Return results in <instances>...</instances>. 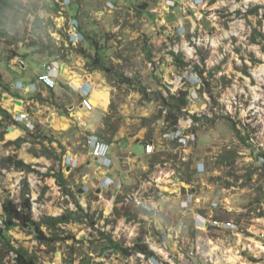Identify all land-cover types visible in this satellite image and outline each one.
Wrapping results in <instances>:
<instances>
[{
	"label": "rangeland",
	"instance_id": "rangeland-1",
	"mask_svg": "<svg viewBox=\"0 0 264 264\" xmlns=\"http://www.w3.org/2000/svg\"><path fill=\"white\" fill-rule=\"evenodd\" d=\"M9 1L12 6L4 9L1 14L0 31L22 41L15 45L0 37V82L3 85L10 79L9 67H18L17 61L10 64L8 57L11 53L27 48L35 57L46 59L49 58L48 52L52 50L51 45L55 44L61 47L59 53L65 54L66 59H71L76 62L77 67H83L87 73H92L96 70H91L93 66L90 60L74 50L88 48L93 55H100L102 63L110 70L97 71L106 78L107 86H110L112 113L116 117L111 120L110 126H106L108 134L121 122V110H130L132 106L135 107V113L130 115L134 118H139L141 107L153 110L149 118L141 121L142 125L150 126L161 115L160 120H164L162 131L170 129L165 120L168 107L160 97L166 99L169 93L186 91L188 98L192 92H197L200 97L196 105H189L188 102L191 114H196L197 111L201 114L199 125L193 129L197 133V140L192 145L193 148L188 150L189 160L186 163L182 164L177 155H174V163L180 162L176 174L187 180L192 178L196 187L202 178L207 180L208 177H214L212 181L215 184L230 187L233 192L240 193L244 201L250 200L251 197L247 196L251 194L262 195L264 190L258 176V164L250 158L249 138L253 133V126L246 123L248 132H242L236 128L233 117L240 113L236 97L247 108L251 95H256L259 98L257 106L264 111V104L260 103L264 102V71L258 76L254 74L255 70L264 66V0H205L196 5L183 1L175 7L162 5L164 1L160 4L156 1H130L117 3L112 7L105 3L107 0H103L102 4L94 1ZM73 20L78 21L79 31L84 33L85 38L93 39L96 48H90L85 39L72 45L70 24ZM45 45L49 47L43 49ZM40 50L44 54L39 53ZM170 51L179 54L189 65L176 66ZM121 74L131 81H120L118 75ZM143 88L146 90L144 95L140 92ZM98 93L93 94V101L97 103L98 100L105 105L109 99L108 94L102 91ZM4 94L10 96L9 93ZM54 95L51 97L49 92L43 94L45 100L51 99L56 103V96L61 95L59 87ZM169 103L172 101L169 100ZM2 104L11 106L7 110L10 113L16 107L10 101L1 100L0 106ZM201 111L209 113V117L202 115ZM42 117V123H39L38 118L34 119L36 130L26 127L27 130L22 135L25 141L19 148L9 144L16 136L9 134L8 127H13L15 123L8 119L2 121L0 126V135L3 134V138H0V225L2 226L1 201L9 197L19 202L23 195L29 197L35 220L45 215L58 216L68 210L74 211L76 203L90 218L83 217L80 221L60 226L58 232L63 236L72 234L74 240L51 246L39 244L33 235L19 228L12 229L6 234L14 246L24 247L41 264H67L64 260H71L73 264H87L89 258V264H212L203 257L202 252L195 253L192 250L191 243L200 238L202 232L192 229V224L186 221L184 215L174 213L171 209L165 214L155 215L164 229L163 233H157L159 230L154 226L145 225L140 214L142 212L138 209L142 206L138 203L130 200L114 202L111 199L109 203L106 201L109 199L107 194L100 200L92 196V193L85 201L79 198L83 173L79 174L78 182H75L73 175L70 176L66 189L45 178L44 174L51 169L57 171L59 166L53 150H50L51 146L44 140L49 135L52 137V134L51 129L46 127L45 113ZM250 117H254V122L258 115L247 116ZM181 118L182 115L179 119ZM1 119L0 115V121ZM130 125L131 122L128 126ZM80 135L79 149L83 145L90 148L88 135ZM105 139L108 143L114 142L113 137ZM45 145L48 155L34 157L33 152L42 153ZM8 156L30 164L34 172L14 168L6 161ZM196 156L207 160L208 174L190 173L192 158ZM110 204L112 211L107 215L103 208L107 205L110 210ZM149 211L153 213L152 210ZM144 214L147 215V212H143ZM148 216L153 218L150 213ZM246 217L239 219L241 222L238 228L243 235L248 234L246 229L250 226L249 223L246 224L249 219ZM233 219H237V216ZM91 220L94 222L93 227L89 225ZM165 226L178 229L180 241L177 246L168 244ZM43 229L49 233L45 227ZM209 234L220 235L214 229ZM109 236L123 247H134L138 241L147 244L151 251L146 237H157V242H161L167 255L159 258L156 256L154 260L135 250L126 255L108 252L107 249L103 252L102 248L107 246ZM164 240L167 243L163 244ZM199 242L204 251L202 240ZM0 264H14L9 254H5L1 248Z\"/></svg>",
	"mask_w": 264,
	"mask_h": 264
},
{
	"label": "crops",
	"instance_id": "crops-1",
	"mask_svg": "<svg viewBox=\"0 0 264 264\" xmlns=\"http://www.w3.org/2000/svg\"><path fill=\"white\" fill-rule=\"evenodd\" d=\"M61 1H66L67 3L73 1H94L102 4L103 0ZM112 1L107 0L105 3L112 7L113 5L116 6L117 3L123 4L130 1H132L131 3L136 1H156L159 4L164 1L162 5L175 7V5L171 4V0ZM183 1L185 0H175L177 5H181ZM14 53L18 54H15L9 61H11V65L17 61L18 67L15 65L8 69L11 75L8 82L4 84L8 88L4 93H9L10 96L8 100L3 99V97L2 100L12 102L14 99H19L22 101V105L19 107L15 105L16 107L12 109L11 113L8 111L16 121L13 127H8L9 134L15 135L16 139L23 138L22 135L26 132V127L36 130L34 119L38 118L39 123H42V114L45 113L46 127L49 130L51 129L52 137L49 135V137L47 136L48 139L44 138V140L48 142V146H51V149H48L53 150L55 161L59 166L57 171L51 169L49 173L52 175L61 172L67 183L66 187L69 186L68 180L70 176L73 175L76 179L75 182H78L79 174L83 173L81 178L83 186L79 198H83V201H85L87 197H91L90 194L92 193V196L98 197L100 200L107 194L109 199L107 198L106 201L109 203L112 198H114V202L117 200H122V202L130 200L133 203H138L144 208L138 207L140 212H142L140 214L142 219L145 220V225L148 227L154 226L156 230H159L157 233H163L164 229L163 225L155 219V215L165 214L169 209L174 213H180L186 217V221L189 224H192V229L202 232V236L191 243L192 250L197 243L200 244L199 240H202L204 247L203 256L207 254L222 256V258H225L224 264H236L235 262L238 260L229 251L230 249L238 245L248 246L253 249L259 245L256 241H251L243 235H238V232L222 231L210 225L206 229L201 226L198 227L197 224L199 223L195 219L200 216L203 219L234 222L239 225L241 222V220L239 222L240 217L242 219V217L246 216L239 214L237 210L243 207H252L259 203L263 193L259 196L255 195L256 193L251 194V196H247L251 197L250 200L244 201L240 193L233 192L230 187L215 184L212 181L214 177H208L207 180L202 178L201 183L196 187L192 178L187 180L176 174L180 162L175 164L173 159L176 154L182 164L186 163L189 160L190 151L188 152V150L192 149V145L195 143L189 146H180L176 142L171 141L168 136L169 129L166 128V130L162 131L161 126H163L164 120L161 121L160 118H155L156 120L150 124L151 127L147 124L142 125L141 121L149 118L153 110L141 107V111L138 113L139 118H134L130 115L135 113L134 106L127 111L126 109L121 110V122L117 128H113L112 133L108 134L106 126H110L112 124L111 120L116 117L112 113L110 86H107L106 78L102 74L97 73V71L87 73L83 67H77L76 62H72L71 59L61 60L62 64L59 75L56 78V87L48 89L39 82L38 76L45 72V64L57 59L59 56L48 55L49 58L46 59L41 56L35 57L27 48ZM39 53L44 54L41 51ZM58 87L61 95L56 96V103L51 101V99L45 100L43 94L49 92L51 97L55 96L54 94H56ZM98 91L108 94L109 99L105 105L100 104L98 100H96L97 103L93 101V94H99ZM4 93L3 96L6 95ZM84 94H88L93 102L95 107L93 111L88 112L81 107L80 98ZM1 106L5 110H10L6 108L9 105L4 106L2 104ZM107 116L111 118L107 120ZM130 122L131 125L128 126ZM84 123H87L86 127L83 126ZM80 134L88 135V142L91 135H95L100 139L103 138V141L106 140V137H113L114 142L109 143L111 146L109 153L110 166H103L94 159L90 155V148H86V145L79 149ZM147 144L153 146V152H146L145 146ZM43 149H47V146L45 145ZM250 152V158L258 164L255 151L252 150ZM40 155L44 154L39 153ZM34 157L36 156L34 155ZM67 157L72 158L76 164L75 162L68 164ZM199 163H204V172H199L201 170V166H198ZM206 164L208 163L205 158L200 156L193 157L189 171L198 175L208 174L209 170ZM48 179L57 185L54 178ZM184 202L188 203V207L184 208L181 206ZM213 204L217 205L216 208L212 207ZM147 208L152 210L154 214ZM109 209L107 205L103 208L107 215L112 211L111 204ZM143 212H147V215H143ZM148 213L154 219L150 218ZM225 216L228 218H224ZM235 216H237V219H233ZM248 223L251 224L249 221L246 224ZM251 225H253L251 228L253 232H257L261 227L260 222H255ZM165 228L168 231L166 234L168 236V244L177 246L180 241L177 235L178 229L168 226H165ZM212 229L216 230L220 235L211 236L209 233ZM249 234L248 232L247 235ZM146 239L158 258L159 256L167 255L161 242H157V237L150 236L146 237ZM165 243L167 242L164 240L163 244Z\"/></svg>",
	"mask_w": 264,
	"mask_h": 264
},
{
	"label": "trees",
	"instance_id": "trees-1",
	"mask_svg": "<svg viewBox=\"0 0 264 264\" xmlns=\"http://www.w3.org/2000/svg\"><path fill=\"white\" fill-rule=\"evenodd\" d=\"M12 6V2L9 0H0V17L4 9L10 8ZM84 36V35H83ZM0 37L5 38L7 42L10 44L17 45L19 42L22 41V39L17 38L16 36H11L10 34L6 32L0 31ZM85 41L89 43L90 48H96L93 39L91 38H85ZM49 46L42 47L43 49H46ZM52 50L48 52V55L54 56L58 55L61 59H66L65 54H60L59 50L61 47H57L55 44L51 45ZM75 52L81 54L83 57H85L87 60H90V63L92 64L91 70L96 71H107L110 72L108 67H106L102 63V57L100 55H93L90 51L83 48H76L74 49ZM41 51V50H40ZM43 52V51H41ZM170 55L173 58V62L176 66H187L189 65L187 62H184L180 57L179 54L174 53L173 51L169 52ZM15 54L18 53H11L8 58H12L15 56ZM256 61V60H254ZM195 69L199 68L197 66H194ZM201 73V70H199ZM118 78L120 81H126L130 82V78L124 75H118ZM0 101L2 100L3 93L8 89L6 85H3L2 82H0ZM140 92L144 95L146 93V90L140 89ZM186 91H180L177 94H168L167 98L160 97L162 102L168 107L167 115L165 116V120L168 122L169 127H174L178 123L179 117L182 115H187L189 112L187 111V103L188 100L186 98ZM169 100L172 101V103H169ZM161 114V113H160ZM0 115L2 116V119L0 121V126L2 125V121L4 120H10L12 123L16 122L15 119L12 117V115L2 108L0 106ZM194 121H200V118L193 116ZM156 118H161V115H159ZM0 138H3V134L0 135ZM25 140L23 138H18L16 140L10 141L9 144L15 145L16 148H19L21 144ZM49 151L47 149H43V152L41 154H47ZM35 156H39V153L34 152ZM233 158V157H232ZM221 159V158H220ZM7 162H10L12 166L18 170L21 171H33L31 165L25 163L22 160H15L12 156H8L6 158ZM45 178H54L55 181L66 189V181L64 180L62 173L58 172L55 174L46 173L43 175ZM25 187H27V184L25 183ZM27 189V188H26ZM1 210H2V226H0V248L1 250H4L5 254H9L10 252H14L16 254V262L17 264H41L38 262L37 257L31 254L27 249L24 247H16L13 245L11 239L7 236L6 232L19 228L23 231H25L27 234L33 235V238L42 245L51 246L58 242H64L66 240H74V235H66L63 236L60 232V226L68 224L70 222L80 221L82 218H90V215L87 212H84V209L76 203V210H68L63 214H60L58 216H49L45 215L41 217L38 220H35L32 216L31 212V202L29 200V197H25L23 195L22 199L19 202H16L12 198H5L1 201ZM89 222V221H88ZM89 225L91 227L94 226V222L91 220L89 222ZM45 227L46 230H49V233H46L43 229ZM103 236L104 234L101 233ZM107 246L102 248V251L104 252L106 249H112L114 252L123 253V254H129V251H138L145 255V257H153L157 258L153 251L148 249V245L145 243H139L138 241L134 245V247L126 248L123 247L118 242L112 240L109 236V239L106 241ZM4 257V256H2ZM89 263L91 261V258L87 260ZM67 264H73V261H67L64 260ZM87 262V264H89Z\"/></svg>",
	"mask_w": 264,
	"mask_h": 264
},
{
	"label": "built area",
	"instance_id": "built-area-1",
	"mask_svg": "<svg viewBox=\"0 0 264 264\" xmlns=\"http://www.w3.org/2000/svg\"><path fill=\"white\" fill-rule=\"evenodd\" d=\"M185 1H191L194 5L196 4H202L205 0H185ZM171 4L175 5V0H171ZM70 42L72 45H75L76 43L82 42L84 40L83 34L79 31V23L77 20H73L70 24ZM64 59L57 58L47 64H45V72L38 76L39 82L45 86L48 89H54L56 87V78L59 75L61 64ZM236 96V95H235ZM199 95L197 92H192L187 100L189 102V105L195 104L197 99H199ZM250 105L247 108H244V105L238 101L236 97V104L240 107V113L234 118L235 126L238 130L244 131L247 130L249 127L246 125L250 123L253 127V133H251L250 140V148L255 151L256 158L258 161V176H260V181L263 185L264 190V111L261 107H258V97L256 95H251L250 97ZM229 101H232V97L229 99ZM261 104H264V102H260ZM80 104L81 107L85 111H93L95 109L93 102L91 101L89 95L84 94L80 98ZM189 114L185 116H182L181 119L178 120V123L174 125V127H171L169 129V138L171 141L176 142L180 146H189L191 144H194L197 140V134L193 130L194 127L199 125V121H194V117L196 116L200 118L201 114L197 111L196 114H191V112L186 107ZM202 112V115H206L209 117V113ZM255 114L258 115L257 120L253 122L254 117L247 118V116H254ZM241 125V127H238ZM84 127L87 126V123L83 124ZM248 127V129L246 128ZM251 127V126H250ZM89 143H90V155L99 161V163L103 166H110L111 161L109 159V153H110V144L103 141L99 137L95 135L89 136ZM145 150L147 153L153 152V146L151 144H147L145 146ZM68 164H71L70 162H75L72 158L67 157ZM76 164V162H75ZM198 166H201V170L199 172H204L205 167L204 163H199ZM114 201V198L111 199ZM182 207H188V203L184 202L181 204ZM216 204H213L212 207L216 208ZM148 209V208H147ZM150 210V209H148ZM237 212L243 215H246L248 221L252 224L255 222H260L261 227L257 232L251 231L252 226L251 225L247 228V231L250 233L249 235H243L240 232V229L238 228V225L234 222H223V221H216V220H209V219H203L200 216H198L195 221L199 224L197 226L204 227L205 229L210 225L219 228L222 231H232V232H238V235H243L245 238L256 241L259 243L258 246L251 249L250 247H246L244 245H238L234 247L233 249H230L229 251L232 252L235 257H237L236 264H264V191L263 195L261 196L260 202L255 204L254 206L243 207L239 208ZM201 218V219H199ZM205 223L206 226H205ZM1 226V225H0ZM108 252H112V249H107ZM106 251V252H107ZM193 251L195 253L202 252V255L204 253L202 246L200 244H196L194 246ZM205 255V254H204ZM208 259L212 264H224L225 258L222 256H212V255H205L203 256ZM9 258L12 260L14 264H17L16 262V254L14 252L9 253ZM154 259V258H153ZM155 260V259H154Z\"/></svg>",
	"mask_w": 264,
	"mask_h": 264
},
{
	"label": "water",
	"instance_id": "water-1",
	"mask_svg": "<svg viewBox=\"0 0 264 264\" xmlns=\"http://www.w3.org/2000/svg\"><path fill=\"white\" fill-rule=\"evenodd\" d=\"M3 99L8 100L9 99V96L8 95H4L3 96ZM12 102H13V104L18 105V106H21L22 105V101L19 100V99H14ZM72 109H73V107H72Z\"/></svg>",
	"mask_w": 264,
	"mask_h": 264
},
{
	"label": "bare ground",
	"instance_id": "bare-ground-1",
	"mask_svg": "<svg viewBox=\"0 0 264 264\" xmlns=\"http://www.w3.org/2000/svg\"><path fill=\"white\" fill-rule=\"evenodd\" d=\"M264 71V66L260 67L259 69L254 71V74H256L257 76L261 74V72ZM7 109H10V105L6 107ZM229 254V253H228ZM233 256V255H232ZM231 258V257H230ZM17 259V258H16ZM232 260V259H231ZM235 260V259H234Z\"/></svg>",
	"mask_w": 264,
	"mask_h": 264
},
{
	"label": "clouds",
	"instance_id": "clouds-1",
	"mask_svg": "<svg viewBox=\"0 0 264 264\" xmlns=\"http://www.w3.org/2000/svg\"><path fill=\"white\" fill-rule=\"evenodd\" d=\"M175 5H176V2H175Z\"/></svg>",
	"mask_w": 264,
	"mask_h": 264
}]
</instances>
